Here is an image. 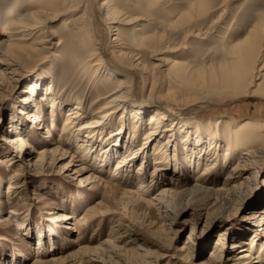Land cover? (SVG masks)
<instances>
[{
	"label": "bare ground",
	"instance_id": "6f19581e",
	"mask_svg": "<svg viewBox=\"0 0 264 264\" xmlns=\"http://www.w3.org/2000/svg\"><path fill=\"white\" fill-rule=\"evenodd\" d=\"M65 1L28 0L27 6L24 5V12L14 13L4 22L0 36V90L6 84L15 89L27 72L23 63H32L38 55H45V58L51 48L68 42L64 39L54 41L52 29L46 33L40 28L37 35L34 32L60 14L75 13L80 9L77 0H70L69 4ZM91 2L96 18L104 28L106 42L100 45L93 29L85 25L70 36L83 44L85 53L89 56L82 55L74 62L75 69L82 70L85 74L84 78L90 76L93 79L92 90L84 96V99L92 100L87 107L88 111L84 110V99L80 96L74 98L77 100L74 106L62 100L55 94L54 82L48 81L47 77L31 79L19 102L21 114L14 116L11 121L12 128L20 133L12 136L7 131L1 139L12 149L28 152L29 145L23 135L26 134V128L33 129V124L40 122L35 127L36 131H45L49 147L42 152L34 147V152L26 159L28 165L42 169L49 164H62L63 160L69 158L62 164L63 170L67 176L80 181L78 186L84 192H76L79 199L87 201V191L102 189V198L93 207V214L85 217V222L91 217L113 213V205L116 203H122L125 207L130 204L156 211L162 217L165 231H169L165 247L171 251L167 256L177 262L174 264H185L188 261L191 264H225L228 258L221 253H225V235L229 234L230 229L235 231L230 248L238 252L233 255L230 264H264V190L256 204L248 208L249 211L239 224L231 223L218 233V241L210 250L209 257L192 262L189 246L183 245L178 250L171 247L176 234L175 228L179 226L177 220L180 213L186 207L191 208L198 197H204L205 204L202 202L203 205H197L200 208H196L209 223L221 216L227 215L229 218L228 211L231 207L239 204V207L234 208L241 210L242 201L255 195L254 185L260 182V177L264 174V115L246 116L243 120L223 115L206 118L196 116V120H181V112L173 113L161 103L166 99L183 107L181 101L172 98L176 91L169 89L171 91L164 96L155 95V73L150 75L139 59L121 51L122 45L117 32L122 20L121 11L111 0ZM190 3L188 10L177 18L179 21H186L187 14L191 17L195 11L200 15L209 4L208 0H193ZM84 14L86 11L83 16ZM61 23L64 27H71L69 21ZM83 28L84 31L80 33ZM191 32V29L186 31L187 35L198 37V34ZM158 61L156 67H159V73L164 72L163 66H168L167 75L174 76L180 90L188 92V96L200 94L185 102L191 103L188 107L215 104L211 99L221 101L231 98L232 101H237L239 98L254 96L264 100V14L245 37L224 47L219 59H214L209 64L195 68L177 57L168 60L162 57ZM261 77L262 82L259 80ZM113 78L118 84L116 87L107 89L108 86L98 84L102 79L110 82ZM140 82L142 88L137 91ZM224 104L228 103L218 105ZM46 105L49 106L47 112L44 109ZM61 118V133L55 137L52 131L59 127ZM129 125H132L131 130ZM139 137H143V142L138 146L136 142ZM79 139L81 142L78 150L72 152L74 146L71 147V142ZM149 158L152 159L150 163ZM181 161L185 162L189 172L193 174L191 177H194V184L190 185L185 180ZM82 163L92 164L95 170L104 171L109 168L120 184L104 180L95 173L85 175L89 166ZM228 166L230 169L221 181V174ZM149 168L151 171L147 177L145 171ZM21 176L22 173L17 172L10 178L9 189L6 191L9 198L16 193L21 194L18 190H24ZM262 184L264 185V180ZM154 188H157V192L150 197L148 194ZM67 197L73 200L72 196ZM57 217L65 222V229H73L69 221L75 216L59 213ZM23 221L19 220L20 228ZM55 229L56 236L65 244L66 235L56 226ZM129 229L128 224L112 227V236L105 242L107 247L81 248L52 260H45L43 256L49 251L41 245L45 242V237L40 231L37 246L42 257L37 258L33 264H70L73 258H83L87 253L110 259L113 258L111 253H114L127 264H152L156 260L154 252L147 250L140 253L133 246L125 248L117 243ZM122 251L125 253L124 259L121 257ZM15 252L18 254L17 249ZM12 260L15 264H20L17 259ZM88 260L91 263L94 258Z\"/></svg>",
	"mask_w": 264,
	"mask_h": 264
},
{
	"label": "rangeland",
	"instance_id": "374dc122",
	"mask_svg": "<svg viewBox=\"0 0 264 264\" xmlns=\"http://www.w3.org/2000/svg\"><path fill=\"white\" fill-rule=\"evenodd\" d=\"M77 1L80 5L78 11L69 14L62 13L57 18L45 22V26L34 31L37 35L40 28L43 32L47 31L46 33L52 29L55 34L54 41L64 39L68 42L63 46L51 48L46 53L45 58V55H38L32 63L26 65L23 63L22 66L27 72H25L23 79L16 85L15 89L13 90L6 84L0 90V263L15 264L12 260L14 258L20 264H33L37 258L42 257L37 246V237L40 231L43 232L45 237V242L43 241L41 245L43 249L49 251L45 254L46 256H43L45 260H52V258H58L59 256H67L81 248L107 247L105 242L112 236V227L117 228L119 225L127 224L130 227L128 233H124L120 240H117L121 247L131 248L133 246L140 253H145L147 250L154 252L156 260L152 264L177 263L167 256L171 251V249L165 247L168 243L169 231H165L162 217L158 212L130 204L125 207L122 203H116L113 205V213L91 217L85 222V217L93 214V207L102 198V189L87 191V201L79 199L76 192L83 191L81 190L82 187L78 186L80 181L67 176L65 170H63L64 165L62 164H65L69 158L63 160L62 164H49L42 169L28 165L26 159L34 152V147L41 152L49 147L45 131L41 130V133L36 131L35 127L40 122L34 123L33 129L26 128V134L23 135L29 145L28 152L21 149H12L1 139L4 133H8L7 131L12 136L20 133L12 128L11 121L14 116L21 114L19 102L21 97L24 96L23 90L27 89L25 86L28 85L31 79L35 80L43 76L44 78L47 77L48 81L52 80L55 86V94L62 100L68 101L72 106L77 101L74 98L80 96L84 99L85 94L92 90L93 79H90V76L84 78L85 74L82 70L75 69L78 57L82 55L84 57L89 56L85 53L83 44L78 39L75 40L70 36L73 34L72 32L79 31L80 27L85 25L87 28L93 29V34L100 45L106 42L107 37L103 26L96 18L91 0ZM192 1L111 0L112 4L122 13L121 24H118L119 31H117L122 45L121 51L128 53L134 59H139L142 62L141 65L146 68L150 75L155 73L154 81L157 83L154 91L155 95L164 96L171 90L176 91L172 98L181 101L183 107L166 99L162 100L161 103L166 105L173 113L181 112L183 114L181 120H196L194 119L196 116L206 118L222 115L243 120L246 116L264 115V100L254 96L239 98L237 101H232L231 98L221 101L211 99L215 104H208L206 107L196 104L188 107L191 103L185 102L190 101V98L200 96V94L196 93L188 96V92L186 93L183 89L180 90L174 76L167 75L168 66H163L164 72L159 73V67H156V64L159 63L158 58L162 57L167 60L177 57L191 67H202V65L209 64L214 59L218 60L224 47L245 37L248 30L264 14V0H208L209 4L206 6L208 10L205 8L200 15L195 11V15L193 13L191 17L187 14L186 21H179L177 18L188 10ZM65 2L69 4L70 0ZM27 4L28 0H0V36L4 22L8 21L14 13L24 12V5L27 6ZM84 11H86V14L83 16ZM64 20L69 21L70 28L64 27L61 23ZM84 29L80 30V33ZM188 29L193 31L191 34H198V37L187 35L186 31ZM262 74L264 77V70ZM263 77L259 79L261 82ZM98 84L108 86L107 89L118 85L114 82V78L110 82L107 79H102L98 81ZM139 84L137 91L142 88V82ZM175 87L176 89H174ZM65 88H68V90H65ZM64 90L66 92H63ZM83 101L84 110L88 111L87 107L92 100L84 99ZM222 103L228 104L218 105ZM44 109L47 112L49 106H44ZM62 121L61 118L59 127L52 131L54 136L61 133ZM116 127L118 128V124H116ZM129 129H132V125H129ZM142 138L139 137L137 140L138 146L142 145ZM80 142L81 139L77 142H71V147L74 146L72 152L78 150ZM76 155L79 156L78 153ZM151 161L152 159L149 158V163ZM137 163L135 162L136 165ZM182 163L185 180L190 185L194 184V177H191L193 174L190 173L191 171L189 172L190 169L185 162ZM82 164L85 165L86 163ZM86 165L89 166V170L85 175L95 173L104 180L118 183L109 168L101 171L99 169L95 170V166L90 163ZM229 169L228 166V169H225L221 174V181L224 180V174ZM150 171V168L146 169L145 174L147 177ZM17 172L22 173L20 180L24 183L25 188L24 190H18L21 191V194L16 193L13 195L14 197L12 196L13 198H9L6 191L9 189L10 178L16 175ZM263 180L264 174L260 177V182L254 185L255 195L242 201L240 204L241 210L234 208L239 204L231 207L228 211L229 218L227 215L226 217L221 216L207 223L204 214L201 215L199 209L196 208L205 204V198L198 197L195 199L196 201H193L194 204L192 203L191 208L186 207V210L180 213L177 220L179 226L175 228L176 234L173 236L171 247L178 250L183 245L189 246L193 257L192 262L209 257L210 250L215 247L218 241V233L230 226L231 223L239 224L242 217L249 211L248 208L256 204L260 193L264 190ZM157 188L152 189L148 195L153 197L154 193L157 192ZM68 195L72 196L73 200H70V197H67ZM202 202L204 203L202 204ZM59 213H68L75 216L72 221H69L72 223L73 229L64 228L66 224L57 217ZM19 220H24L21 228L19 227ZM55 226L66 235L67 241L65 244L56 236ZM228 231L229 234L225 235L227 238L224 239L223 249L225 253H221L228 258L225 264H230L233 255L238 253L237 251L234 252V248H230V244L235 238L233 237L235 231L234 229ZM16 249L19 255L15 252ZM112 254L114 255V253ZM121 254H123L121 257L124 259L125 253L122 251ZM113 255V258L110 259L107 256H103V258L100 255L87 253L83 258H73L74 260L70 261V264H127L125 260L118 259V256ZM87 257L94 258L95 261L93 260L90 263ZM185 264H191V262L188 261Z\"/></svg>",
	"mask_w": 264,
	"mask_h": 264
}]
</instances>
